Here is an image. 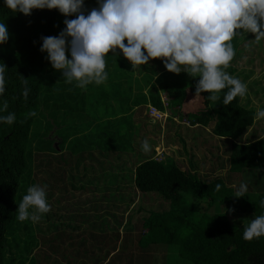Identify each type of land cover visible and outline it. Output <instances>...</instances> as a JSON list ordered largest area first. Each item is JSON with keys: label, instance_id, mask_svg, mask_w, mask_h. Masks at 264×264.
Masks as SVG:
<instances>
[{"label": "trees", "instance_id": "trees-1", "mask_svg": "<svg viewBox=\"0 0 264 264\" xmlns=\"http://www.w3.org/2000/svg\"><path fill=\"white\" fill-rule=\"evenodd\" d=\"M59 16L60 13L56 9H34L27 16L18 12L12 13L5 7L4 0H0V22L4 21L9 32V39L0 45V63L7 68L6 90L0 97V103L7 101V112H14L17 117L12 125L0 124V264H4L8 252V231L16 215V197L20 190L21 178L26 172V158L32 148V130L36 122L43 120L51 129L53 121L57 119L64 121L68 113L73 114L76 111L78 115L84 117V120L93 119L94 113H97L96 109L91 114L82 113L87 101L86 96L93 98V94L85 95L78 92L72 95L71 92L66 97L63 96V92L60 91L74 85L67 83L62 75L56 74V71L50 72L47 54L39 50L42 43L41 37L57 35L56 21ZM71 17V19L74 18ZM62 26L63 30L64 23ZM249 37L254 38V35L249 33ZM262 41L264 43V40ZM115 57L116 55H112L111 52L106 56L108 72L113 67L112 62ZM117 59L114 70L120 71L128 66L119 56ZM154 60L158 63L156 66L153 62L149 65L153 73H149L151 77L147 78L148 82L138 84L143 88L155 89L149 91L147 104L160 112H168L172 118L181 122L187 121L200 128L212 127L216 137L224 141L230 140L228 158L230 174L237 176L242 174L246 177H252L255 174L259 177L263 176L264 137L250 141V138L246 136L255 124L256 114L242 107L239 96L228 105H224L223 93H221V99L217 101L218 109L213 126L210 113L212 101L205 98L208 93H201V96L195 94V85L198 80H192L188 84L189 87H183L186 79L181 77L177 78L176 84L172 86L168 79L171 78L172 81L177 74L168 72L160 59H152ZM140 67L136 68L137 71L142 69ZM154 73L157 75L155 80L152 76ZM24 78L28 79V87L31 89L27 100L21 94ZM109 80L112 81L110 72ZM156 85L159 86V91H156ZM94 86L89 85L87 88L92 90ZM75 88L78 91L80 89ZM54 92H59L58 97L61 99L58 103L59 109L52 107ZM145 96L142 95V98ZM163 98L167 106L164 105ZM48 109L51 111L48 112ZM29 111H35L37 115L25 119ZM7 112L3 115H7ZM61 112L62 115L59 116ZM98 112L101 113L100 110ZM73 134L76 133L73 132ZM119 146L122 148L124 144ZM128 151L132 154L119 151L116 158L119 162H128L133 165L134 170L129 169L133 170L135 189L143 195L160 196L169 206L165 211L147 210L141 226V233L145 235V238L136 241V247L143 249L149 245L174 247L185 264H264V237L247 241L243 239L246 224L236 227L228 214L212 213L214 205L226 203L233 193L232 187H229L225 180L216 179L211 183H202L195 172L186 171L177 166L176 162L155 160L152 151L147 153L139 149ZM41 155L47 157L46 154ZM123 167H126V164ZM32 183L37 184L33 179ZM217 183L221 184L219 191L215 190ZM57 193H63V191L55 190L54 192L52 188H47V199L56 197L57 202H62V198L56 196ZM261 200L252 205L253 217L264 213V208L260 206ZM203 202L207 204L206 210L201 206ZM210 208L211 210H208ZM141 211L142 208L139 205L131 215ZM51 213L54 218H58L56 211ZM122 221L123 219L121 224ZM118 235L111 240V247H127L128 238L123 237L120 244H117ZM105 242L106 245L110 243L107 240Z\"/></svg>", "mask_w": 264, "mask_h": 264}, {"label": "clouds", "instance_id": "clouds-1", "mask_svg": "<svg viewBox=\"0 0 264 264\" xmlns=\"http://www.w3.org/2000/svg\"><path fill=\"white\" fill-rule=\"evenodd\" d=\"M4 5L26 16L34 9H56L66 17L58 35L41 37L39 50L67 83L80 89L105 84L109 79L106 56L119 50L133 70L160 59L170 73L199 78L196 96L206 92L205 98L214 102L223 93V104L228 105L248 91L245 82L226 71L236 55L232 41L245 33H252L256 44L264 40V0H97L98 7L87 14L84 0H4ZM70 16L75 18L67 19ZM8 39L2 21L0 45ZM6 69L0 63V97L6 90ZM22 83L21 94L27 100L28 79ZM7 110V101L0 103V124L12 125L17 117ZM36 115L29 111L25 119ZM257 118H264V108L258 109ZM151 147L147 139L141 142L145 153ZM220 189L217 183L215 190ZM247 192L248 185L242 182L234 197H245ZM260 206L264 208V199ZM50 211L47 185L40 184L28 187L16 210L20 222L34 223ZM260 237H264V213L249 220L243 231L247 241Z\"/></svg>", "mask_w": 264, "mask_h": 264}, {"label": "crops", "instance_id": "crops-1", "mask_svg": "<svg viewBox=\"0 0 264 264\" xmlns=\"http://www.w3.org/2000/svg\"><path fill=\"white\" fill-rule=\"evenodd\" d=\"M121 54L122 53L120 52L116 53V57L112 62L113 67L109 71L112 81L108 79L105 84L99 86L92 84L95 85L94 89L92 90H89L88 88L79 89V92H82L85 95L93 94L94 97L101 95V97L98 98V101H101V104H107V106H103V108L101 109L99 119L84 120V117L78 115L75 111V113H73L72 115L73 120H67L69 115L66 114L64 121H62V119H57L56 121H53L51 129L48 127V135L50 134L51 139L50 150L53 151V145L59 148L58 151L64 150L63 153L65 154H60V156L65 157L66 159H64L65 163L63 164V167L58 164L56 166L54 164L55 156H53L47 150L48 154L46 155L48 159V167L53 165V169L47 170L46 177L48 180V184L50 185L47 188H52L54 192L55 190H61L63 191V193H66L67 191L72 190L78 193L77 199L73 200L72 202L65 203L62 200V202H57L58 200L56 197L49 198L48 200L49 202H51L53 207V211L51 210V212L56 211L58 213V218L53 217L52 221H57L59 226H61L60 228H62V234L65 236L64 239L66 240L65 245L61 248H46V254L55 256V258L52 259V263L140 264V260L144 259V261H146L145 258L139 257L140 255L144 254L145 250L143 248L134 246L138 228L135 224L132 225L130 221L126 220L127 216H129L130 219L131 217H139L140 220H143L145 216H140L139 214L131 216V213L136 210L135 206H137L138 208V206L140 205L137 204L136 201L139 192L135 189L133 184V165L128 162H119L116 158V154H119V151L125 152L128 150L133 151L135 149L142 150L141 142L138 144V146L136 144L135 146L125 145L121 148L119 144L124 143L122 140L118 141V139H122L121 137L127 136L125 134L119 135L121 129H126L128 132H135L136 122L142 121L138 119H144V111L147 110L149 119L153 121L152 122L145 120L148 124L154 125L155 123H159V125L162 124L166 127L169 124L168 121L172 120L175 126L184 125L185 127H187V129L181 130L178 127L175 128L170 125V132L172 133L171 136H176V134L178 133L179 135H177V137L179 138L182 135V139L179 140V143L181 144H186L189 146L190 138H193L195 140L193 147H200L204 144V141L200 139L203 137L206 140L210 139L211 142L224 141L223 139H220L214 135L212 127L200 128L198 127V125H192L187 121L181 122L175 118H172L168 112H160L157 109L162 114V118L158 120L149 115L150 105L146 104L145 106H142V104L140 103L132 105V102L135 101L128 102V100L121 98L120 92L122 91V89L119 80L122 79L124 75H129L132 80L133 78L136 79L140 77L141 79H143L142 76H145V78L151 77L149 73H153V71L152 69H150L149 65H151V63L153 62L156 66V63H158L157 60H150L147 65L141 66L140 68L142 69L137 71V69H132L130 62H128ZM117 56H119L128 65L126 68L120 71L114 70L115 62H118ZM50 69V72L56 71L53 68ZM57 72L58 71H56V73ZM152 76L154 78L157 77L155 73L152 74ZM132 82L134 84V80ZM139 84H143V82ZM73 87L63 88L60 92H63V96L66 97L68 93L73 92ZM145 92L149 93V89L143 88V93ZM108 94H111V97H108ZM58 96L59 92H54L55 98L53 99L54 105L52 106L54 109H59L58 103H60L61 99ZM163 102L164 105L167 106L164 100ZM48 103L51 104L50 102ZM55 104L57 106H55ZM48 110V112L51 111V109ZM131 114H136L134 121L128 119V117H131ZM61 115L62 112L61 114H59V116ZM111 118L115 119H112L113 121H111ZM122 118L123 121L121 122L120 120ZM115 121H119L121 122V124L118 125L117 123H115ZM64 123L70 124L67 132L71 133L68 135L67 142H65L64 139L59 138V136H56L58 132H61L59 130H61ZM53 131H57V133L55 135H51ZM73 132H75L79 136H82L84 132L92 134V137L89 139L93 138L94 140H99L98 146L89 148V154H75L79 152L78 149L80 147L85 146L77 143L72 145V139L76 136V134H73ZM197 133H200L198 137ZM55 136L57 137V139L55 138ZM171 136H169V138ZM253 136V141L262 139L264 137V131L259 132L258 134H255ZM164 140L163 143H165ZM69 141H71V143H69ZM171 142L172 141L170 138L168 142V148H173V146L169 145ZM68 150L72 151L74 154H69ZM94 150H98V153L95 154L96 152ZM156 150L157 152L154 154V159L159 161L164 160L169 162V159H171L174 162L175 160L179 162L181 159H185V156H187L186 159L188 161L186 166L191 168L200 180H204L208 178V176L214 175L219 176L215 178L214 181L216 179H223L229 186L233 184L232 181L237 182V184H240L243 181L245 182V180L247 181V183L248 181L251 182V176L246 177L245 175L240 174L238 175L239 177H236V175L229 173L228 158L230 154V148L226 149V151L221 154V156L227 154V159L222 160L221 163L217 162L215 166H208L209 163L206 161L209 160V154L207 153L205 154L206 156H208L205 157V159H202L203 163H200L195 158H204L203 155L205 156V154H200L198 151H195V154H169L167 152L168 150L166 144L160 146L159 149L156 148ZM100 151L105 152V154ZM178 151L180 150L178 149ZM77 155L78 159H76ZM92 158H100V160L104 162L102 163L101 161V164H99L98 162H94L92 164ZM124 164H126V167H123ZM129 168H132L133 170H130ZM73 170L80 176L74 175ZM62 171L63 173H61ZM98 173L99 176H97ZM76 176L77 179H75ZM205 183L211 182L206 181ZM257 183H261V180L257 181ZM232 186L233 185H231V187ZM124 196L128 198L127 201L124 199ZM98 209L99 216L95 218L96 220H90V217L94 216V213L97 212ZM122 219L123 221L121 224ZM96 223H100L99 228L95 225ZM104 224H106L107 226H104ZM110 225L113 228L111 230L108 229V226ZM48 226L49 225L47 221V229ZM112 231H116L117 234H119V241L117 242V244H120V241L123 239V237H127L129 242H133L132 246L134 247V249L128 250L129 253L126 258L120 257L119 255L125 253L128 246L125 248L111 247L112 238H110V232ZM51 235H55V231H52ZM106 240L110 242L108 244L109 246L106 245ZM108 254L109 256L107 257Z\"/></svg>", "mask_w": 264, "mask_h": 264}, {"label": "rangeland", "instance_id": "rangeland-1", "mask_svg": "<svg viewBox=\"0 0 264 264\" xmlns=\"http://www.w3.org/2000/svg\"><path fill=\"white\" fill-rule=\"evenodd\" d=\"M92 4V5H91ZM98 7L97 0H84V8H85V14L87 12L91 11V9ZM75 18V16H73ZM72 17H67V19H71ZM66 19L65 16L60 14L58 20L56 21V29H57V35L62 30V24L63 21ZM234 48L236 49V55L231 62L230 66L226 71L238 78H240L243 82H245L248 86L247 94L244 97H240V104L242 107L254 112L256 114V120L255 124L247 133V137L250 138V141H252V137L255 134H258L259 132L264 131V118H257V111L258 109L264 108V43L261 40L259 44H256L253 38L249 37V33H245L244 37H236L232 41ZM50 68L51 64H50ZM62 75L61 72L56 73ZM57 75V76H58ZM185 78L186 81L183 83V87H187L189 82L192 80H198L199 78H193L189 76L185 72H181L176 75L175 79L171 81V78L168 79L170 81V85L174 86L176 84L177 78ZM143 79L136 78L133 80L130 78L129 75H124L122 79L119 80V83L121 84V98H124L125 100H128V102H132V105H136V103L142 104V106H145L147 103H149V97L148 93H143V87L139 86V83L142 82H148L147 78L145 76H142ZM155 80V78H153ZM47 82V81H46ZM74 85V83H73ZM158 87V89H157ZM182 87V86H181ZM189 87V86H188ZM47 88V84H46ZM154 91L155 89H152L149 87V91ZM156 91H159V86L156 85ZM77 89L73 87L72 95H76L78 93ZM142 95H146L144 98H142ZM162 94L160 93V96ZM101 95H98L97 97L91 98L89 95L86 96L87 101L85 102L83 112L86 114H91L94 112V109L97 110V113H94L93 120L99 119L100 113L98 112L103 108V106H107V104L103 103L101 104V101H98V98H100ZM108 97H111V94H108ZM148 99V100H147ZM162 100H165L163 98ZM218 101V100H217ZM212 101L210 104V113L212 114L213 122L212 125H215V116L218 109V102ZM83 102V101H82ZM103 102V101H102ZM140 107V106H139ZM144 119H138L142 121L136 122L135 125V132H128L126 129H121L119 135L125 134L127 136L121 137L122 139H118V141L122 140L125 145L128 146H135V144L138 146L140 142L147 139L150 143L151 151L155 154L157 152L156 148H160V146H163L166 144L167 152L169 154H195V151H198L200 154H209L206 162L209 163L208 166H215V164L221 163L222 160L227 159V154L224 156H221V154L226 151V149L230 148L231 141L226 140L225 141H214L211 142L210 139L206 140L204 137L200 138L204 141L203 146H196L193 147L195 140L193 138H190V144L189 146L186 144L179 143V140L182 139V135L178 138L176 136H171L172 133L170 132V125L175 128H180L181 130L187 129L184 125L181 126H175L172 120H169V124L165 127L162 124L159 125V123H155L154 125L148 124L147 121H152L149 119L147 115V110L144 111ZM67 120H73L71 113H68ZM136 114H131V117H128V119L133 120L135 118ZM90 119V118H89ZM92 119V118H91ZM115 118H111V121ZM123 121V118L120 120ZM119 121H115L118 125L121 124ZM153 122V121H152ZM47 122L43 120H39L36 122L33 130H32V142L33 146L31 150H29L30 153H28L26 158L27 168L25 174L21 178V186L20 190L16 197V203H15V209L17 210L18 204L21 202L22 197L27 193V189L32 184V179L35 183L40 185H47V170L53 169V165L48 167V159L45 158L44 155L40 154H48V151L55 156L54 158V164L57 166L60 165L63 167L64 159L65 157H61L60 154H65L63 151H58L59 148H57L55 145L53 148V151L51 149V139L50 134L48 135V126L46 125ZM70 126L69 123H64L63 127L61 128L60 133L57 131H53L51 135L59 136V138H62L67 142L68 135L71 132L68 131V127ZM166 128V131H165ZM161 132V134H160ZM135 134V135H134ZM134 135V136H132ZM200 135V133H197V137ZM203 135V134H202ZM201 135V136H202ZM55 138L57 139V137ZM169 136H171V143L170 146H173V148H168V142L170 140ZM92 137V134L84 132L82 136H79L76 134V136L72 139V145L74 144H80L85 147H80L78 150V153L75 154H89V148L97 147L99 140L89 139ZM208 137V136H206ZM165 138V140H164ZM184 138V137H183ZM163 140L165 143H163ZM199 141V138H198ZM202 141V142H203ZM71 143V141H69ZM56 144V143H55ZM57 145V144H56ZM198 145V144H197ZM73 148V147H72ZM182 148V149H181ZM130 149V147H129ZM178 149L180 151H178ZM190 149V150H189ZM48 150V151H47ZM97 154L98 150H94ZM103 154L105 152L100 151ZM151 152V154H152ZM68 153H73L72 151L68 150ZM228 153V151H227ZM55 154V155H54ZM67 154V153H66ZM74 154V153H73ZM124 154H132L131 152H124ZM190 156V155H189ZM203 155L204 158L199 157L195 158L200 163H203L202 159H205L207 157ZM162 158V156H161ZM187 156H185V159H181L179 162L175 160V162L171 159H169L170 163H175L177 166L186 169V171L190 173H194L191 168H189L187 165ZM68 159V158H67ZM76 159H78V155L76 156ZM75 159V160H76ZM92 164L94 162H98L101 164L100 158H92ZM163 160V158H162ZM159 161V160H158ZM104 161H102L103 163ZM37 166L39 168L37 169ZM101 166V165H100ZM99 166V167H100ZM98 167V168H99ZM100 169V168H99ZM213 169V168H212ZM97 170V169H96ZM93 171V170H92ZM229 171V170H228ZM32 172V173H31ZM227 172V170H226ZM63 173V171L61 172ZM33 174V175H32ZM74 175H79L75 173L73 170ZM263 176L259 177V175L255 174L250 178L251 182L245 180L243 183H246L248 185V192L245 194V197H234L236 190L239 186L237 182L232 181L233 185L232 190L233 193L231 197L227 200L226 203L223 204H216L212 207V213L215 214H221L226 213L228 214L229 219L231 220L232 224L236 227H239L240 225L247 224V222L251 219H253V211H252V205L253 203L257 202L259 199H264V173H262ZM235 175V174H234ZM33 176V177H32ZM80 176V175H79ZM99 176V173L97 174ZM219 176H208V178L201 180V182L205 183L214 181L215 178ZM236 177H239L236 175ZM198 178V176H197ZM77 179V176L75 177ZM261 183H257V181H260ZM231 185L229 187H231ZM99 194V193H98ZM78 193L72 190L67 191L66 193H57V197L62 198L61 200L65 203L72 202L73 200L77 199ZM124 199L127 201L128 198L124 196ZM137 204H140L142 211L137 212L136 214H139L140 216H144L148 211H165L168 210V203L163 200L160 196H151V195H143L138 193V196L136 198ZM51 205L52 210V204ZM76 203V202H75ZM74 203V204H75ZM201 206L206 210L207 204L204 202L201 204ZM137 208V206H135ZM15 210V211H16ZM208 210H211L208 209ZM53 211V210H52ZM146 211V213H145ZM95 215L90 217V220H96L95 218L99 216V209L97 212L94 213ZM18 213L16 212V215L14 217V221L12 226L10 227V230L8 231L7 236V254L5 256V262L4 264H59V262H53L52 259L55 258L53 255L46 254V248L47 247H54V248H61L65 245L66 240L64 239L65 236L62 234V228H58L59 224L58 222L52 221L53 214L51 211L47 214H44L42 218L38 222H32V221H24L20 222L17 219ZM123 215V214H122ZM129 215V214H128ZM124 216V215H123ZM133 216V215H131ZM55 220V219H54ZM127 221H130L131 224H135L138 228V232L136 233V241H139L145 238V235L141 232V226H142V220H140L139 217H126ZM47 221H48V229H47ZM98 228L100 223L95 224ZM104 226H107L104 224ZM108 228L111 230L113 229L112 226H108ZM73 229V228H72ZM55 231V235H51V232ZM111 236L110 238L115 239L117 237V232L112 231L110 232ZM124 234V233H123ZM107 236V235H105ZM133 242H128V248L127 251L121 255L120 257L126 258L128 255L130 249H134L132 246ZM136 246V242L134 244ZM145 252L143 255H140L139 257L146 258L147 261H144V259L140 260V264H185L182 262V260L178 256V252H176V249L174 247L169 246H162V245H149L146 248H144ZM136 257V256H135ZM50 259V260H49Z\"/></svg>", "mask_w": 264, "mask_h": 264}, {"label": "built area", "instance_id": "built-area-1", "mask_svg": "<svg viewBox=\"0 0 264 264\" xmlns=\"http://www.w3.org/2000/svg\"><path fill=\"white\" fill-rule=\"evenodd\" d=\"M149 115L151 117H154L158 120H160L162 118V114L154 107L150 106L149 107Z\"/></svg>", "mask_w": 264, "mask_h": 264}]
</instances>
